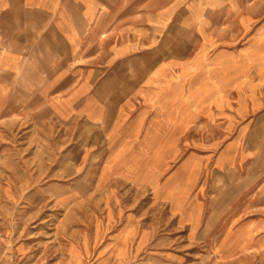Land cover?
<instances>
[{
  "label": "rangeland",
  "instance_id": "374dc122",
  "mask_svg": "<svg viewBox=\"0 0 264 264\" xmlns=\"http://www.w3.org/2000/svg\"><path fill=\"white\" fill-rule=\"evenodd\" d=\"M161 4L170 51L150 58L195 78L212 113L186 131L109 134L0 78V264H264V0ZM110 139L128 154L107 166ZM145 159L148 175L122 170Z\"/></svg>",
  "mask_w": 264,
  "mask_h": 264
},
{
  "label": "crops",
  "instance_id": "0c3cea01",
  "mask_svg": "<svg viewBox=\"0 0 264 264\" xmlns=\"http://www.w3.org/2000/svg\"><path fill=\"white\" fill-rule=\"evenodd\" d=\"M161 1L0 0V78L5 83L17 77L61 120L82 117L109 134L199 127L213 109L194 103L200 97L188 89L195 78L166 76L167 57L150 58L151 53L170 51L161 35L172 25L167 22L171 12ZM191 12L194 16L195 10ZM179 14L172 21L179 20ZM104 53L112 54L106 63ZM139 53H146V59L139 60ZM138 97L146 102L134 111L130 101ZM141 118L143 125L138 123ZM112 141L106 147L114 160L107 159V166L128 154L127 145L113 149ZM128 143L130 147L135 141ZM169 145L167 139L160 142ZM148 162L129 165L131 169L124 165L122 170L148 175Z\"/></svg>",
  "mask_w": 264,
  "mask_h": 264
},
{
  "label": "bare ground",
  "instance_id": "6f19581e",
  "mask_svg": "<svg viewBox=\"0 0 264 264\" xmlns=\"http://www.w3.org/2000/svg\"><path fill=\"white\" fill-rule=\"evenodd\" d=\"M1 108V107H0ZM156 139V138H155ZM249 189V188H248ZM245 193V192H244ZM233 243H235V242H233ZM229 244V243H228ZM227 249V248H226Z\"/></svg>",
  "mask_w": 264,
  "mask_h": 264
}]
</instances>
